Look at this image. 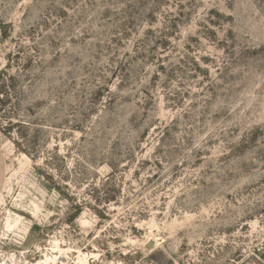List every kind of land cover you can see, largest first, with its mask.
<instances>
[{"label":"rangeland","instance_id":"1","mask_svg":"<svg viewBox=\"0 0 264 264\" xmlns=\"http://www.w3.org/2000/svg\"><path fill=\"white\" fill-rule=\"evenodd\" d=\"M0 264H264V0H0Z\"/></svg>","mask_w":264,"mask_h":264}]
</instances>
